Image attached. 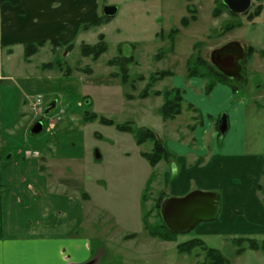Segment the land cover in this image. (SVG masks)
<instances>
[{
    "label": "rangeland",
    "instance_id": "rangeland-1",
    "mask_svg": "<svg viewBox=\"0 0 264 264\" xmlns=\"http://www.w3.org/2000/svg\"><path fill=\"white\" fill-rule=\"evenodd\" d=\"M219 1L102 0L101 7L104 3L115 4L118 14L105 24L82 30L70 46L45 42L29 58L19 48H15L12 60L8 59L6 50L0 57L2 74L8 77L1 86L0 157L13 162L14 167L16 162L27 166L32 161L43 165L50 161L55 167L50 168L49 174L51 169L55 170L54 178L68 186L60 194L68 199L73 196L80 199L87 193L92 198L82 228L92 249L89 264L203 263L205 253L201 249L191 254L178 252L179 244L194 239L220 251L231 264H264L263 252L247 248L242 255L237 254L238 248L232 243L234 238L262 242L264 236L235 231L222 221L227 208V191L222 188L203 191L223 195L218 218L199 223L191 231L179 234L176 241L153 238L145 227L161 224L156 207L159 191H146L147 181L156 169L143 154L150 153L153 144L139 146L136 130L152 129L159 139L172 144L176 136L170 133V128L179 129L180 137L188 133L190 137L194 134L198 137L209 121L219 126L226 116L227 120L231 119L232 128L224 136L217 131L219 144L216 145L211 134L208 136L211 156L215 146L228 156L241 149L240 125L233 126L229 99L223 94L207 99L206 94L195 90L202 80L187 78L186 63L196 44H201L202 56L212 64L221 53L236 55L237 73L230 81L239 88L238 98H243L249 106L248 139L264 145V56L260 55L264 51V0L252 1L249 13L255 12L258 6L263 7L262 14L252 22L246 15L233 18L227 10L214 19L212 12ZM188 5L196 8L199 20L185 28L181 20L189 16ZM233 22L240 27L221 31ZM175 28L180 32L171 52L170 40L161 39L159 34ZM100 35L105 37L107 52L97 61L83 56L81 46L97 44ZM250 47L256 52L248 60ZM160 51H165V55L158 58ZM119 56H131L135 61L129 67L127 84L117 75L119 69L108 65ZM58 62L63 64L62 68L56 65ZM49 64L55 66L49 67ZM166 70L174 76L158 82L153 91L181 89L183 111L176 121H165L159 114L163 96L150 93L147 98L140 97L149 77ZM246 80L248 87H242ZM101 117L115 124L102 123ZM125 123H131L135 132L117 128ZM38 124H42L43 130L33 134ZM43 165L42 169L48 170ZM32 169L15 167L12 176L31 182L36 174L26 171ZM261 191L264 192V186Z\"/></svg>",
    "mask_w": 264,
    "mask_h": 264
},
{
    "label": "crops",
    "instance_id": "crops-1",
    "mask_svg": "<svg viewBox=\"0 0 264 264\" xmlns=\"http://www.w3.org/2000/svg\"><path fill=\"white\" fill-rule=\"evenodd\" d=\"M101 3L102 0H22L15 6L0 1V57L6 50L8 59L11 57L12 60L15 48L22 49L24 55L26 45L41 41L58 43L59 47L70 46L84 30V24L100 18L101 12L105 15L107 7H117L104 3L102 10ZM213 12L212 17L218 18ZM227 63L236 65L237 61L233 58ZM2 71L0 63V128L3 119L1 86L8 78ZM201 80L195 90L206 94L205 98L215 99L223 94L229 99L233 126L240 125L241 149L228 156L215 146L211 156L208 136H213L216 145L219 141L218 124L212 121L198 137L196 134L190 137L189 133L180 137L179 129L173 131L170 128L176 141L164 143L174 156L163 165L161 161L152 167L156 170L147 181L146 191H159L158 202L163 196L167 201L212 187L225 189L227 208L222 221L235 231L245 230L264 236V192L261 191L264 186V145L248 139L249 106L243 98H238L239 88L232 83L218 84L206 93V83H203L206 81ZM248 84L247 80L243 81L242 87H248ZM228 123L230 130V118ZM12 163L0 157V264H89L92 249L82 228L92 198L87 193L80 199L75 196L68 199L60 194L68 186L54 178L55 164L50 161L44 165L32 161L27 166L26 163H15V167L33 168L26 171L36 174L31 182L24 177L14 178ZM41 165L48 170L44 171ZM50 168L52 174L48 172ZM44 172L49 175H42ZM219 194L221 212L223 195Z\"/></svg>",
    "mask_w": 264,
    "mask_h": 264
},
{
    "label": "trees",
    "instance_id": "trees-1",
    "mask_svg": "<svg viewBox=\"0 0 264 264\" xmlns=\"http://www.w3.org/2000/svg\"><path fill=\"white\" fill-rule=\"evenodd\" d=\"M2 3H9L12 5H19L22 0H0ZM262 1V0H260ZM116 9V7H107L106 12L108 10ZM188 17H184L181 20V25L185 28H188L192 22L197 21L198 19V12L196 8L192 7V5H188ZM223 10H227V12L231 15L233 18H237L236 15H234L229 9L224 5L223 1L220 0L218 6L215 8L213 14L215 17H219L223 12ZM263 12V7L258 6L255 12L253 13H247L246 16L248 17V20L251 22L259 17ZM116 15L109 16L105 15L102 16L95 21L89 23L86 25L83 29L87 30L95 26H100L102 24H105L110 21L111 18L115 17ZM235 27H240L239 25H235L234 22L229 24L226 27H223L221 29L222 32L229 31L234 29ZM180 32L179 29H172L169 33L161 32L159 34L161 39L168 38L170 40V49L171 52L174 51V42L175 37ZM45 44L44 41L34 43V44H28L25 47V57L29 58L33 56L37 51L38 48L43 46ZM57 44V43H53ZM201 44H196L194 47V52L191 54L189 59L186 63V70H187V76L189 78H200L206 81V93H210L215 86L218 84H225V85H231V79L228 77V75L224 72H222L219 68H217L214 64L206 60L201 54ZM82 55L86 57H91L94 61H97L104 53L107 52L108 46L105 42L104 35L99 36V41L97 44L91 46L87 44H83L81 46ZM256 52V50L252 47H250L249 53L247 54L248 60H250L253 56V54ZM165 55V51H160L158 58H161ZM260 55L264 56V51L260 52ZM133 57H116L113 58L108 62L109 66L117 67L119 69V76L122 77V81L127 84L130 82V76H129V67L134 63ZM56 65L59 68L63 67L62 63ZM49 67H54L55 65L49 64L47 65ZM174 73L172 71L166 70V71H160L152 74L149 79L148 83L143 90L141 94V98H147L150 93H153L155 96H163L164 103L159 108V114L165 121H174L179 115L182 114L183 111V94L181 89L178 88H171L166 91H153L154 86L167 78L173 77ZM140 79H143V77H140ZM191 109H193V106H190ZM100 121L102 123L108 124V125H114L115 123L111 120H107L103 117L100 118ZM117 128L121 131H133V126L131 123H125L123 125H117ZM135 132V138L136 143L140 146L147 142H151L153 144V149L150 153H145L143 156L148 161L149 165L151 167H155L158 165L161 161H170L174 154L166 147L165 143L157 137V134L154 130L148 129V128H140L136 130ZM221 135V134H220ZM166 198L161 197L159 198L157 202V209L160 214L161 218V224L156 227H152L150 225H146V229L149 230V234L153 238H158L162 241H176L177 236L179 234L183 233H176L168 229L166 224L163 221L162 218V207L165 203ZM232 243L238 248L237 254L242 255L245 250L248 248L250 250L256 251V252H263L264 253V241L259 242L256 239H250V238H234L232 240ZM201 249L205 253V261L203 263L199 264H231L230 261L225 258L220 251L216 249H212L206 246L205 242L199 239H194L189 242H185L178 245V252L181 254H191L194 250Z\"/></svg>",
    "mask_w": 264,
    "mask_h": 264
},
{
    "label": "water",
    "instance_id": "water-1",
    "mask_svg": "<svg viewBox=\"0 0 264 264\" xmlns=\"http://www.w3.org/2000/svg\"><path fill=\"white\" fill-rule=\"evenodd\" d=\"M224 5L234 15L246 14L252 0H223ZM117 9L108 10L107 15L113 16ZM219 132L226 135L229 129L227 117L219 123ZM43 130L42 124L33 129V134H39ZM101 156L98 155L97 159ZM221 195L214 192L193 191L183 198H170L162 208V218L169 230L176 233H185L194 229L201 222L214 221L220 213Z\"/></svg>",
    "mask_w": 264,
    "mask_h": 264
},
{
    "label": "flooded vegetation",
    "instance_id": "flooded-vegetation-1",
    "mask_svg": "<svg viewBox=\"0 0 264 264\" xmlns=\"http://www.w3.org/2000/svg\"><path fill=\"white\" fill-rule=\"evenodd\" d=\"M233 54V55H232ZM228 58H235L236 61V55L234 53H224V54H220L215 60L214 62L216 64H218L221 68L222 71H224L228 77L230 78L231 76L235 75L237 73V67L236 65H231L228 64ZM222 59V60H219ZM220 61H222V64H220ZM231 79V78H230Z\"/></svg>",
    "mask_w": 264,
    "mask_h": 264
}]
</instances>
